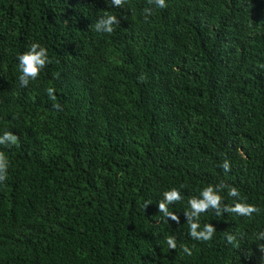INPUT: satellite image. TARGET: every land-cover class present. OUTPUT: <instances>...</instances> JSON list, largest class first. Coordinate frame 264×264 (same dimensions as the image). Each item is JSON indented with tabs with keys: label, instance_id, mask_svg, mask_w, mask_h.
<instances>
[{
	"label": "trees",
	"instance_id": "obj_1",
	"mask_svg": "<svg viewBox=\"0 0 264 264\" xmlns=\"http://www.w3.org/2000/svg\"><path fill=\"white\" fill-rule=\"evenodd\" d=\"M166 3L145 21L147 0H0V135L19 137L0 145V264H264V0ZM34 42L52 62L22 87ZM221 181L261 212L210 210L213 239L193 240L188 200ZM172 188L179 224L158 209Z\"/></svg>",
	"mask_w": 264,
	"mask_h": 264
},
{
	"label": "clouds",
	"instance_id": "obj_2",
	"mask_svg": "<svg viewBox=\"0 0 264 264\" xmlns=\"http://www.w3.org/2000/svg\"><path fill=\"white\" fill-rule=\"evenodd\" d=\"M127 0H111L112 6L116 8H123ZM148 5L151 7H145L143 9V16L145 21L152 15H154L155 9H164L168 7L166 0H147ZM120 21L117 16L111 15L107 12L96 22L95 29L98 32H104L112 34L115 31V26H119ZM18 68L20 70V75L18 77L19 83L22 87H27L30 81H35L39 78L43 69H45L48 64L52 61L49 58L48 51L45 47L41 46L39 43H32L28 51L20 54L18 56ZM141 82H143L144 77H140ZM49 98L52 101H56L55 89L49 87L46 89ZM53 107L62 111V107L59 103H54ZM19 141V137L13 134L11 131H5L3 135H0V145L12 146L16 145ZM220 167L225 171H231V165L228 160H225ZM9 159L3 151H0V184H3L8 176ZM183 187V186H182ZM227 189V195L233 198L232 204H227L224 202V197L220 194L222 191ZM184 197L181 192L172 188L163 192V199L158 203L159 212L163 214V217L171 221L180 223L179 216L169 211V205L178 203L182 201ZM149 202H145L144 208L146 209ZM189 209L184 212L186 222L189 225L188 235L193 240L197 241H211L216 233V228L211 223H206L201 228L200 216L208 211H214L217 216L224 213L234 214L236 216L252 218L254 214L258 215L261 209L256 205L247 203L246 199L241 197L239 189L234 186L225 184L223 181L216 185H208L203 188L200 192V198L191 197L188 200ZM243 239V234L240 235L239 239L237 235L227 234L226 240L228 243L232 244L234 248H240V240ZM256 239L259 241H264V231L257 234ZM166 244L170 250H176L177 240L174 236H168L166 238ZM259 251L264 253V243L257 245ZM181 250L187 254L192 255V250L186 245H180Z\"/></svg>",
	"mask_w": 264,
	"mask_h": 264
}]
</instances>
